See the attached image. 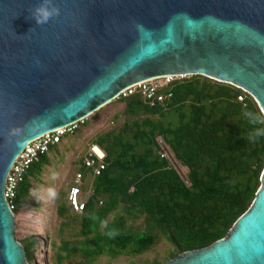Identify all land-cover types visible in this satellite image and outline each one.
I'll return each mask as SVG.
<instances>
[{
    "label": "water",
    "instance_id": "1",
    "mask_svg": "<svg viewBox=\"0 0 264 264\" xmlns=\"http://www.w3.org/2000/svg\"><path fill=\"white\" fill-rule=\"evenodd\" d=\"M56 9L44 23L37 8ZM162 75L231 84L264 108V0H0V264H29L4 180L33 139ZM224 238L160 264H264V168Z\"/></svg>",
    "mask_w": 264,
    "mask_h": 264
},
{
    "label": "trees",
    "instance_id": "2",
    "mask_svg": "<svg viewBox=\"0 0 264 264\" xmlns=\"http://www.w3.org/2000/svg\"><path fill=\"white\" fill-rule=\"evenodd\" d=\"M169 89L166 106H150L139 92L117 98L127 121L93 140L105 162L93 180L94 195L80 212L67 202L57 209L60 216L75 213L79 223L82 239L63 240L60 248L65 257H81L76 264L99 255H140L160 239L171 244V258L209 246L252 204L264 168V137L246 138L264 127L251 123L261 118L253 97L202 75L175 79ZM48 151L19 184L13 213L30 196L31 179L49 164ZM35 243L33 236L23 242L27 260Z\"/></svg>",
    "mask_w": 264,
    "mask_h": 264
},
{
    "label": "rangeland",
    "instance_id": "3",
    "mask_svg": "<svg viewBox=\"0 0 264 264\" xmlns=\"http://www.w3.org/2000/svg\"><path fill=\"white\" fill-rule=\"evenodd\" d=\"M124 108L123 101L117 98L112 100L88 116L78 130L65 136L58 146L48 151L49 164L44 165L41 173L31 179L30 196L14 212V237L22 246L30 236L36 240L32 258L27 260L29 264H76L81 260L77 255L65 257V251L60 249L63 240L72 242L82 239L75 213L60 216L57 209L66 206L68 186L75 173L84 170L82 159L93 145V140L105 131L118 130L127 121ZM176 168L182 176L187 172L183 167ZM172 249L170 243L160 239L140 255H120L116 258L99 255L91 264H152L155 261L160 264L172 257Z\"/></svg>",
    "mask_w": 264,
    "mask_h": 264
},
{
    "label": "built area",
    "instance_id": "4",
    "mask_svg": "<svg viewBox=\"0 0 264 264\" xmlns=\"http://www.w3.org/2000/svg\"><path fill=\"white\" fill-rule=\"evenodd\" d=\"M184 75H162L138 84H135L121 92L117 98L128 97L136 92H139L144 100L150 106L159 103L161 106H166L167 101L172 97V92L169 86L175 79L182 78ZM240 100L241 97H238ZM87 118L74 121L62 128H58L33 139L22 149L13 161L4 180L3 195L10 209L13 211L15 200L17 198V188L23 181L30 166L39 160L41 155L49 150L51 146L60 143L63 138L78 130L81 124ZM92 145L82 159L83 171H78L73 177L72 183L68 186L66 194V202L68 207L73 212L83 210L94 195L93 180L100 175L105 168L104 153L99 155ZM162 155H166L165 150L161 151ZM99 204L102 201L99 200Z\"/></svg>",
    "mask_w": 264,
    "mask_h": 264
},
{
    "label": "clouds",
    "instance_id": "5",
    "mask_svg": "<svg viewBox=\"0 0 264 264\" xmlns=\"http://www.w3.org/2000/svg\"><path fill=\"white\" fill-rule=\"evenodd\" d=\"M55 12H56L55 8H53L52 11H46L43 8L38 7L34 19L36 20L37 23H44L48 20L50 16L55 14ZM260 112H261V118H258L255 121H251V123L253 124L259 123L264 125V108H262ZM260 137H264V127L253 128V130L246 135V138L252 142L259 140Z\"/></svg>",
    "mask_w": 264,
    "mask_h": 264
},
{
    "label": "bare ground",
    "instance_id": "6",
    "mask_svg": "<svg viewBox=\"0 0 264 264\" xmlns=\"http://www.w3.org/2000/svg\"><path fill=\"white\" fill-rule=\"evenodd\" d=\"M93 150H95L99 155H102V152L99 150L97 146L93 147Z\"/></svg>",
    "mask_w": 264,
    "mask_h": 264
},
{
    "label": "crops",
    "instance_id": "7",
    "mask_svg": "<svg viewBox=\"0 0 264 264\" xmlns=\"http://www.w3.org/2000/svg\"><path fill=\"white\" fill-rule=\"evenodd\" d=\"M93 186H94V184H93Z\"/></svg>",
    "mask_w": 264,
    "mask_h": 264
}]
</instances>
